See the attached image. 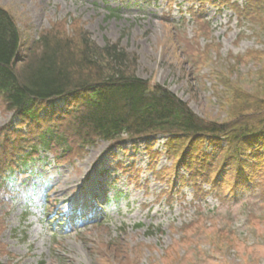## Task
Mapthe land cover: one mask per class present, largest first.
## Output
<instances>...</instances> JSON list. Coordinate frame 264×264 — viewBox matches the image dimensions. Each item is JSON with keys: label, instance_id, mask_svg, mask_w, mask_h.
<instances>
[{"label": "rangeland", "instance_id": "rangeland-1", "mask_svg": "<svg viewBox=\"0 0 264 264\" xmlns=\"http://www.w3.org/2000/svg\"><path fill=\"white\" fill-rule=\"evenodd\" d=\"M0 5L28 42L54 30H83L99 45L105 38L119 42L137 56L139 77L165 86L202 118L224 121L234 107L264 95V79L258 80L264 78V32L236 11L244 0ZM255 16L264 24L263 12ZM226 79L250 97L235 102V94L220 85ZM6 126L7 150L16 144L18 125L0 101V129ZM153 140L97 142L70 151L53 146L46 160L32 152L28 158L39 160L20 167L23 151L6 152L0 167V264H264L261 178L235 193L224 185L201 196L210 188L200 185V193L193 183H177L164 138L152 147L159 156H150L145 144ZM107 193L112 201L105 204ZM96 197L105 204L101 208ZM88 208L93 212L80 216ZM56 220L65 226L57 228Z\"/></svg>", "mask_w": 264, "mask_h": 264}, {"label": "trees", "instance_id": "trees-1", "mask_svg": "<svg viewBox=\"0 0 264 264\" xmlns=\"http://www.w3.org/2000/svg\"><path fill=\"white\" fill-rule=\"evenodd\" d=\"M236 11L264 32V24L252 19L264 13V0H245ZM21 34L0 5V101L19 133L6 150L10 126L0 129V167L14 149L29 159L53 146L70 151L162 136L177 183H193L200 193V185L209 186L201 196L224 185L235 193L259 177L264 182V95L245 96L226 79L220 85L235 94V102L250 97L249 102L234 107L238 113L224 121L205 119L165 86L139 77L137 56L119 42L105 38L99 45L83 30H54L31 42ZM153 144L147 142L146 150L159 156Z\"/></svg>", "mask_w": 264, "mask_h": 264}]
</instances>
